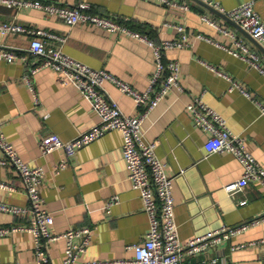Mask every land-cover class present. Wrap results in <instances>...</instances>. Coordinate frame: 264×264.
Here are the masks:
<instances>
[{"label":"crops","instance_id":"0c3cea01","mask_svg":"<svg viewBox=\"0 0 264 264\" xmlns=\"http://www.w3.org/2000/svg\"><path fill=\"white\" fill-rule=\"evenodd\" d=\"M68 5L90 3V11L107 14L156 41L180 36L175 23L186 26L190 43L165 50L164 59L180 62V82L150 111L142 129L149 140L157 141V153L174 177L175 214L182 242L222 227L236 225L264 215V185L251 180L242 190L227 193L224 185L242 176L243 165L226 150L207 153L208 131L193 122L187 104L198 95L219 111L230 129L241 133L246 146L264 166V112L254 97L264 102V73L236 48L234 37L203 18L207 11L231 28L261 54L264 65V40L259 43L232 19L211 10L197 0L187 1L189 9L167 5L157 0H49ZM226 9L245 0H216ZM264 21V0H254ZM16 20L33 27L66 35L62 49L95 68H104L128 81L138 90L150 84L156 67L153 47L141 38L123 31H108L89 22L69 24L57 14L37 7H11L0 3V22ZM203 33L214 40L198 37ZM32 34L3 33L0 44L22 48L29 59L36 58L27 49ZM221 42L224 46L218 45ZM56 47L54 38H46ZM208 63L237 79L252 96L239 88L229 90V80ZM27 64L21 57L0 59V127L20 156L31 165L41 166L45 175L41 193L54 220L50 228L62 232L71 227L89 225L92 234L79 261L133 257L128 247L142 241L149 228L139 189L133 186L123 156V133L112 129L79 147L67 156L60 147L43 153L40 140L57 133L71 139L99 120L91 100L68 78L62 83L60 73L46 66L31 76L32 87L24 78ZM107 93L123 111L137 114L142 110L133 96L112 80L104 82ZM0 157L5 154L0 151ZM66 159V166L58 164ZM0 200L27 206L26 188L20 172L10 163H0ZM112 195L118 201L108 206ZM244 200V202H242ZM32 212L19 213L0 209V225L30 223ZM264 219L219 243L196 252L183 250L181 264H264ZM35 236L30 230L0 235V264H38ZM66 240L59 238L48 245L52 262L60 264L65 256Z\"/></svg>","mask_w":264,"mask_h":264},{"label":"built area","instance_id":"2783aa9c","mask_svg":"<svg viewBox=\"0 0 264 264\" xmlns=\"http://www.w3.org/2000/svg\"><path fill=\"white\" fill-rule=\"evenodd\" d=\"M157 1L184 9L190 8V4L187 1ZM201 1L211 5L232 19L257 42L261 43L264 40V21L255 9L254 0L242 1L230 9L224 8L216 0ZM0 3L11 7H37L48 13L57 14L71 25L89 22L108 31L119 30L130 33L149 43L153 47L156 59V67L151 75L150 84L147 89L141 91L112 72L104 68L92 67L66 53L61 47L66 40V35L64 34L33 27L30 24L16 20L0 22V30L3 33L32 34L33 38L27 49L36 57L29 59L27 55L21 52L22 48L0 44V59L13 61L19 57L23 58L27 64L24 78L31 87V76L34 73L46 66L53 67L60 73L62 83H67L68 78L73 79L99 113V120L95 124L71 139H63L57 133L45 135L40 140L42 152L49 153L62 147L67 156H70L79 147L92 142L107 131L120 129L123 133L122 150L127 163L129 177L133 186L139 189L144 209L150 219L149 228L144 239L128 245L135 251L133 257L79 261L81 254L87 249L90 242L92 228L89 225H83L71 227L62 232L51 230L50 225L54 217L52 212L45 206L44 197L41 193V184L45 171L43 167L34 166L25 161L0 127V151L5 154V157H0V163H10L20 172L29 201L27 206H21L0 200V209L14 213L29 209L32 212L30 223L26 225H0V235L12 234L18 230L32 231L36 240L35 255L38 264H56L50 259L48 245L59 238L66 240L65 256L60 264H181L183 250L188 253L199 252L264 219L263 215L236 225H223L209 233L192 237L185 242H182L179 237V226L175 214L176 201L173 192L174 177L168 174L165 162L157 153V141L149 140L145 137L142 124L159 101L166 97L171 88L180 82V62L176 59L165 60L164 52L171 47H182L191 44L184 24L175 23V27L180 31L179 37L163 39L158 42L144 32L134 30L110 15L90 11L91 5L87 1H80L75 5L49 0H0ZM202 16L221 31L231 34L236 43V48L231 50L245 57L253 66L264 73V65L261 62V54L258 51L253 49L243 38L238 37L234 30L219 22L209 12H203ZM197 36L213 40L212 37L200 32ZM46 38H54L58 45L56 47L49 46ZM215 42L224 46L219 41ZM208 65L229 80V90L239 88L247 95L252 96L232 75L215 65L210 63ZM107 79L114 81L122 91L131 94L136 105L142 107V110L137 114L125 113L118 102L107 93L104 87V82ZM254 99L261 107L262 112H264V102L257 97H254ZM187 108L195 125L209 133L205 141L207 153L221 150L230 151L238 157L243 165L242 176L224 185L227 193L231 194L242 190L251 180H259L264 185V166L259 163L247 148L244 135L232 131L226 118L207 103L202 95L195 96L187 104ZM65 166L66 159H63L58 164V168ZM0 186L11 187L10 184L4 181H0ZM117 201L118 195H112L108 199L107 205L110 206ZM261 241H264V238ZM215 261L216 259L212 260L213 264Z\"/></svg>","mask_w":264,"mask_h":264},{"label":"water","instance_id":"95a60500","mask_svg":"<svg viewBox=\"0 0 264 264\" xmlns=\"http://www.w3.org/2000/svg\"><path fill=\"white\" fill-rule=\"evenodd\" d=\"M197 1H199L200 3H202L203 5H205L206 7H208L209 9H211V10H215V11H217V12H219L217 9H215L214 7H212L211 5H208V4H206V3H204V2H202L201 0H197ZM219 13H221V12H219ZM221 14H223V13H221ZM225 15V14H224ZM239 26V25H238ZM250 35V34H249ZM251 36V35H250ZM252 37V36H251Z\"/></svg>","mask_w":264,"mask_h":264}]
</instances>
